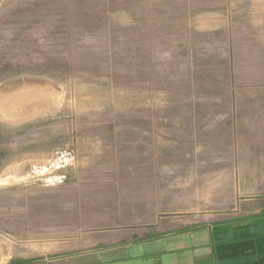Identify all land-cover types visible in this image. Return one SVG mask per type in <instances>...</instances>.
I'll return each instance as SVG.
<instances>
[{
  "label": "rangeland",
  "instance_id": "obj_1",
  "mask_svg": "<svg viewBox=\"0 0 264 264\" xmlns=\"http://www.w3.org/2000/svg\"><path fill=\"white\" fill-rule=\"evenodd\" d=\"M260 59L264 0H0V264L236 219L184 122L213 123ZM158 193L159 215L143 213Z\"/></svg>",
  "mask_w": 264,
  "mask_h": 264
},
{
  "label": "crops",
  "instance_id": "obj_2",
  "mask_svg": "<svg viewBox=\"0 0 264 264\" xmlns=\"http://www.w3.org/2000/svg\"><path fill=\"white\" fill-rule=\"evenodd\" d=\"M252 63L247 69L254 82L216 101L213 123L204 117L184 122V138L198 136L206 150L194 169L222 173L210 186L234 188L236 219L207 221L199 214L197 225L89 234L71 243L65 249L69 254L43 264H264V59ZM158 196L153 203L142 200L143 213L158 214V203L165 198ZM213 202L226 201L222 194Z\"/></svg>",
  "mask_w": 264,
  "mask_h": 264
},
{
  "label": "trees",
  "instance_id": "obj_3",
  "mask_svg": "<svg viewBox=\"0 0 264 264\" xmlns=\"http://www.w3.org/2000/svg\"><path fill=\"white\" fill-rule=\"evenodd\" d=\"M32 262H34V261H21L18 263H11V264H32Z\"/></svg>",
  "mask_w": 264,
  "mask_h": 264
}]
</instances>
